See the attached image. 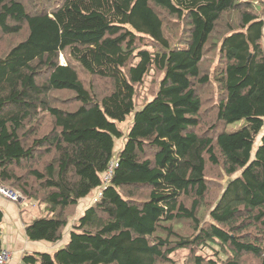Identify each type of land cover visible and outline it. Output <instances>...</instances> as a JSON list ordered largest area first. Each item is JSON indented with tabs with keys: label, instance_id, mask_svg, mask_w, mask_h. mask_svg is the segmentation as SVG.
Returning <instances> with one entry per match:
<instances>
[{
	"label": "trees",
	"instance_id": "trees-1",
	"mask_svg": "<svg viewBox=\"0 0 264 264\" xmlns=\"http://www.w3.org/2000/svg\"><path fill=\"white\" fill-rule=\"evenodd\" d=\"M263 17L264 0H0V185L45 207L26 234L53 243L98 192L23 264H264Z\"/></svg>",
	"mask_w": 264,
	"mask_h": 264
},
{
	"label": "crops",
	"instance_id": "crops-1",
	"mask_svg": "<svg viewBox=\"0 0 264 264\" xmlns=\"http://www.w3.org/2000/svg\"><path fill=\"white\" fill-rule=\"evenodd\" d=\"M264 18V17H263ZM43 207V205H42ZM0 208L4 212V218L2 223V241L3 247L7 248L11 252V258L8 264H23V256L25 254L48 251L53 252L61 245L48 242V241H32L26 234V225L34 218L42 215L41 207L36 203L31 206L22 207L20 203H15L0 196ZM78 210L79 215L83 213ZM70 233L68 234L69 238ZM62 240L63 242H67ZM52 244H56L57 248L52 249Z\"/></svg>",
	"mask_w": 264,
	"mask_h": 264
},
{
	"label": "rangeland",
	"instance_id": "rangeland-1",
	"mask_svg": "<svg viewBox=\"0 0 264 264\" xmlns=\"http://www.w3.org/2000/svg\"><path fill=\"white\" fill-rule=\"evenodd\" d=\"M62 63H66L65 59H63V58H62ZM80 75H81L82 78H84V74L83 73H81ZM154 77H156V76L154 75V73H152L148 77V79L146 80L145 85L143 87H141V90H140L141 94H140L139 103L142 102L143 98L147 97V95H148V98L151 97L149 94H150V89H151V91H153L152 89H153V85H154V82H153L154 81ZM132 116L133 115H130L125 121L118 123L119 127L126 134H127L128 128L131 126V117ZM242 123H243V121H238L236 123H232L231 125L228 126V130L236 129V128L240 127ZM124 142H125V138H121L120 140L118 139L117 142H116V148L119 149L120 147H122ZM210 173H212V172L210 170H208V174L209 175H210ZM212 175L215 176L216 172L213 173ZM225 181H226V178H224L222 180V183H224ZM16 191H18V193H19V198L17 200H10L6 196L2 195L1 193H0V196L6 198L9 201H12V202H15V203H20L22 205V207L29 206V205L33 206L36 203L37 206L41 207V210H42L41 213L43 214V212L45 211V207H42V205L39 204L38 201H36V200H28L21 194V192L19 190H16ZM97 196H98V192L95 191L94 193H92L91 196L82 199L79 202V204L74 208L76 210V212H75L74 216L71 217L72 219L70 221V224L64 230V238H63V240H66L68 238V234L70 232V229L72 228L73 222L79 217L78 210L81 212L87 206L91 205L96 200ZM62 243H64L62 240L56 242V244H59V245H61ZM56 244H52V249L53 248H57ZM5 249H7V248H5ZM7 250H9V249H7ZM9 252H10V250H9ZM199 252L203 253L201 251H199ZM203 254H205V255L207 254L206 255L207 257H210V256L213 257L214 256L211 251H210V253L204 252ZM188 255H189V251L187 249L186 250L177 251L175 254H173L175 260H177L181 264H183L186 261ZM10 258H11V256L9 257V259L4 264H8L9 261H10Z\"/></svg>",
	"mask_w": 264,
	"mask_h": 264
},
{
	"label": "built area",
	"instance_id": "built-area-1",
	"mask_svg": "<svg viewBox=\"0 0 264 264\" xmlns=\"http://www.w3.org/2000/svg\"><path fill=\"white\" fill-rule=\"evenodd\" d=\"M112 172H113V164L111 165L106 176H104L105 179L109 178L111 176ZM0 193L2 195L6 196L10 200H17L19 198V193L17 191L6 188V187L1 186V185H0ZM10 256H11V253L9 252V250L3 248L0 251V264H4L9 259Z\"/></svg>",
	"mask_w": 264,
	"mask_h": 264
}]
</instances>
